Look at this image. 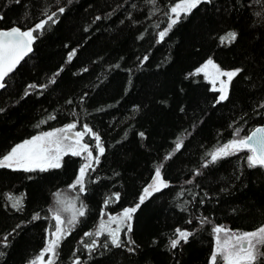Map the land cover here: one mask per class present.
I'll return each instance as SVG.
<instances>
[{"label": "trees", "instance_id": "16d2710c", "mask_svg": "<svg viewBox=\"0 0 264 264\" xmlns=\"http://www.w3.org/2000/svg\"><path fill=\"white\" fill-rule=\"evenodd\" d=\"M178 1L0 0V30H28L57 13L0 90V157L69 123L76 130L87 124L105 147L86 191L75 194L86 214L60 242L55 264H210L215 226L253 231L264 224V168H249L247 151L203 167L207 153L233 139L236 128L245 135L264 122V0H212L182 14L157 42ZM229 31L237 40L221 44ZM207 58L222 69H242L219 103L202 74L189 75ZM84 140L95 146L91 136ZM82 163L69 154L60 168L46 171L0 168V264H32L56 223L57 197L73 185ZM160 165L169 187L137 209L131 233L124 226L119 234L135 243L117 248L107 233L95 235L103 217L139 202ZM9 196L22 197L20 210ZM177 228L192 235L173 249ZM93 240L90 251L85 243Z\"/></svg>", "mask_w": 264, "mask_h": 264}, {"label": "snow or ice", "instance_id": "6c2138e0", "mask_svg": "<svg viewBox=\"0 0 264 264\" xmlns=\"http://www.w3.org/2000/svg\"><path fill=\"white\" fill-rule=\"evenodd\" d=\"M19 2V0H17ZM154 2V0H153ZM212 0H180L170 9L173 14L169 17V23L167 28L159 32V40L157 42L164 41L169 31L181 20L182 14L187 16L191 14L194 9H197L200 5L205 3H211ZM58 12L63 14L65 12L64 7H59ZM167 14V13H166ZM47 18L40 20L33 27L28 30H21L19 27H12L10 30L0 31V89L6 87L5 78L9 73L13 72L20 61L32 51V44L38 38L42 30L49 23H56L54 17L57 13L52 12L46 14ZM0 19H3L0 16ZM97 20L100 17L96 18ZM36 33V35H34ZM238 33L235 31H229L226 35L219 37L220 43H232L237 40ZM75 55L73 50L68 60L71 61ZM147 60L148 57L143 58ZM118 67V65H117ZM211 69V71H210ZM63 71L60 69L54 74V77L49 83H55V76L59 75V72ZM84 71H87L85 69ZM241 68L234 70H223L217 65L212 58L196 68L194 72L189 73L190 76H196L203 74L206 79L213 85V91L220 93L217 103L228 99L229 85L235 77L241 73ZM226 77V79H221ZM217 82L219 87L217 88ZM47 84H30L28 88L31 89H46ZM28 94L27 92L25 93ZM71 103V101H69ZM54 118V117H50ZM77 128L76 123H69L63 128L55 129L53 131L43 132L41 134L33 136L31 139L25 140L23 143L17 144L10 149L6 154L0 157V168L22 170L24 172H33L39 169L40 171H46L50 168H60L61 161L65 155L71 154L72 156H83L84 163L79 169V174L73 185L70 187L79 186L81 193L86 191V180L88 179L90 172L95 171L94 164L100 163V156L105 153V147L103 146L100 136L93 132L87 124L83 125L82 131H73ZM242 129L236 128L234 130V138L229 140L227 143L216 147L213 151L207 153L210 159L203 165L208 167L209 164H215L217 161L237 155L238 153L247 151L249 153L244 157L245 162L249 168H264V126L256 127L250 131V133L241 135ZM91 136L95 140V149L84 141L85 136ZM143 136V133H140ZM182 146V141L177 142L175 150L179 151ZM96 151V155H93V151ZM169 157H165L168 159ZM163 165H160L155 169V174L152 178V183L148 184L139 196V202L134 207L125 208L119 217L109 216L108 220L118 224L115 229H107V225L101 223L98 231L95 235H101L107 230L110 243L114 247H121L125 243L134 244V241L121 240L118 233L121 231L120 224H126L125 235L131 233L132 225L131 220L133 214L136 213L137 209L145 202V200L153 195L155 192H160L163 188H168V182L162 177L161 169ZM200 173H197L199 175ZM191 183V181H188ZM58 195V194H57ZM182 195V193H181ZM116 200H119L120 194H114ZM9 200H12V207L20 210L22 207V197L9 196ZM109 201H105L107 204ZM86 206L81 203L80 207L76 209L71 218L67 220V226L65 221L61 218L60 211L52 212V219L55 220L54 232L52 233V239L49 240L47 246L43 252L32 261V264H45L44 255L45 253H51V257L58 255L57 249L59 248L60 242L68 235L71 230L78 223V217L85 216ZM40 216L37 213L33 219H39ZM203 222H207V218H204ZM191 223V221H189ZM19 227V225L17 226ZM216 237L215 248L210 256V264H260L262 258H264V226L259 227L256 230L243 233H233L230 229H226L223 226H215L212 229ZM223 234V238H221ZM85 236H91L92 233H85ZM192 233L188 230H182L177 228L175 230V238L170 240V247L175 249L180 245L181 241L187 242L189 236ZM7 241V237L3 238ZM84 243L83 241H81ZM96 241L93 240L91 245L85 243V247L91 251L94 249ZM107 247L108 244L103 245ZM130 251H134V248H130ZM49 258L46 264H55L52 258ZM75 264H80L77 260Z\"/></svg>", "mask_w": 264, "mask_h": 264}, {"label": "rangeland", "instance_id": "374dc122", "mask_svg": "<svg viewBox=\"0 0 264 264\" xmlns=\"http://www.w3.org/2000/svg\"><path fill=\"white\" fill-rule=\"evenodd\" d=\"M180 1H178V2H176V3H179ZM175 3V4H176ZM175 6V5H174ZM207 59H209V58H207ZM207 59L205 60V61H203L198 67H200L201 65H203L206 61H207ZM216 63V62H215ZM217 64V63H216ZM197 67V68H198ZM223 70H229V69H223ZM230 70H233V69H230ZM210 71H211V69H210ZM203 75V74H202ZM204 76V75H203ZM205 78V77H204ZM206 79V78H205ZM221 79H226V77H221ZM208 82H209V84H210V86H211V88L213 89V85L210 83V81L208 80V79H206ZM216 87L218 88L219 87V83L217 82V85H216ZM220 94V93H219ZM66 125H68V124H66ZM66 125H63V126H61V127H57V128H54V129H50V130H47V131H53V130H55V129H59V128H63V127H65ZM47 131H44V132H47ZM73 131H82V130H76V129H74ZM41 133H43V132H40V133H37V134H35V135H38V134H41ZM35 135H33V136H35ZM33 136H31L30 138H27L26 140H28V139H31ZM25 141V140H24ZM24 141H22L21 143H23ZM85 141V140H84ZM85 142H87V141H85ZM88 143V142H87ZM18 144H20V143H18ZM91 146H92V148L93 149H95V146L94 145H92L91 143H89ZM17 145V144H16ZM15 146V145H14ZM13 146V147H14ZM85 154H82L80 157L82 158V161H83V163L85 162L84 161V158H83V156H84ZM93 155H96V153L93 151ZM82 163V164H83ZM76 180V179H75ZM75 182V181H74ZM152 183V182H151ZM74 184V183H73ZM75 189H76V192H75ZM71 192H74L72 195L70 194ZM77 192H79V186H77V187H75V188H73V187H70V188H68V191L67 192H64V193H61V194H59L58 195V197H57V203L54 205V207H53V211H60V215H61V218L65 221V226H67V220L68 219H70L71 218V216H72V214H73V212L76 210V209H78L79 207H78V205H77V195H75ZM129 208V207H128ZM123 211H121L120 213H118V214H112V215H107L106 217H103L102 218V220L98 223V226H97V228L95 229V232H97L98 231V229H99V225L101 224V223H104V224H106L107 225V229H115V228H117L118 227V224L117 223H114V222H110L109 220H108V217L109 216H115V217H119L120 216V214L122 213ZM124 226H126V224H120L119 225V227L122 229ZM262 226H264V224L262 225ZM227 229V228H226ZM54 228L51 230V231H49L48 232V234H47V239H46V243H45V246L43 247V249L41 250V252L34 258V259H32V261H34V260H36V258L43 252V250L45 249V247L47 246V244H48V242H49V240H51L53 237H52V233L54 232ZM233 233H236V234H239V233H243V232H250V231H233V230H231ZM105 233H107V230H105L104 231ZM120 234V232L118 233V235ZM221 238H223V234H221ZM215 242H216V238H215ZM51 257V253H45V255H44V261H45V264H46V262L48 261V259ZM52 259H53V257H51Z\"/></svg>", "mask_w": 264, "mask_h": 264}, {"label": "water", "instance_id": "95a60500", "mask_svg": "<svg viewBox=\"0 0 264 264\" xmlns=\"http://www.w3.org/2000/svg\"><path fill=\"white\" fill-rule=\"evenodd\" d=\"M12 27H16V26H12ZM12 27H9V28H6V29H1L0 31H2V30H10ZM21 30H22V29H21ZM29 53H30V52H29ZM29 53H28V54H29ZM28 54H27V55H28ZM27 55H26V56H27ZM26 56H25V57H26ZM25 57H24V58H25ZM24 58H23V59H24ZM23 59H22V60H23ZM22 60H21V61H22ZM21 61H20V62H21ZM19 64H20V63H19ZM19 64H18V65H19ZM18 65H17V66H18ZM17 66H16V68H17ZM16 68H15V69H16ZM15 69H14V70H15ZM14 70H13V72H14ZM13 72H11V73H13ZM11 73H9V75H10ZM9 75H8V76H9ZM8 76H7V77H8ZM7 77H6V78H7ZM6 78H5V79H6ZM0 90H1V89H0ZM262 116H263V118H264V109H263V111H262ZM260 126H264V122L261 123V124L256 125L254 128H256V127H260ZM254 128H252L251 130H253ZM251 130H250V131H251ZM250 131H249L248 133H250ZM248 133H247V134H248Z\"/></svg>", "mask_w": 264, "mask_h": 264}]
</instances>
